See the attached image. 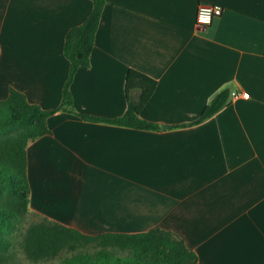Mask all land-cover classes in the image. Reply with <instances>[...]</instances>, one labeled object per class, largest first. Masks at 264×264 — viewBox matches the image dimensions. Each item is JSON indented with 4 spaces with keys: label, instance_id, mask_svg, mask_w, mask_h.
Segmentation results:
<instances>
[{
    "label": "crops",
    "instance_id": "1",
    "mask_svg": "<svg viewBox=\"0 0 264 264\" xmlns=\"http://www.w3.org/2000/svg\"><path fill=\"white\" fill-rule=\"evenodd\" d=\"M224 6L200 27L201 2ZM92 0H0V98L10 87L59 107L67 32ZM157 81L141 115L159 129L88 120L59 109L28 144L32 210L87 234L176 233L198 264H264V0H106L89 67L71 84L83 113L123 115ZM233 97L195 124L221 90ZM162 125H167L165 128Z\"/></svg>",
    "mask_w": 264,
    "mask_h": 264
},
{
    "label": "trees",
    "instance_id": "2",
    "mask_svg": "<svg viewBox=\"0 0 264 264\" xmlns=\"http://www.w3.org/2000/svg\"><path fill=\"white\" fill-rule=\"evenodd\" d=\"M93 9L79 25L66 34L64 54L70 61L69 76L63 87L59 107L44 109L31 103L26 94L10 87L7 98H0V250L10 253L13 240L9 234L22 230L30 210L31 185L28 175V144L50 132L48 118L63 109L88 120L106 121L138 129H159L160 124L141 115L157 87L147 74L130 69L126 88L139 90L137 99L129 100L127 111L118 117L93 116L75 106L71 84L80 67H89L96 34L106 0H92ZM231 91L218 92L205 106L195 124L214 115L228 102ZM21 249L34 264H198V255L183 238L160 227L141 232L107 231L87 234L47 216L31 223L23 235ZM90 248H93L91 250ZM63 255V257H62ZM62 257L60 262L56 259ZM0 264H12L8 259Z\"/></svg>",
    "mask_w": 264,
    "mask_h": 264
},
{
    "label": "rangeland",
    "instance_id": "3",
    "mask_svg": "<svg viewBox=\"0 0 264 264\" xmlns=\"http://www.w3.org/2000/svg\"><path fill=\"white\" fill-rule=\"evenodd\" d=\"M42 214L34 211L31 209L26 216V219L23 223L24 227L22 230H18L16 233L14 234H9V237L13 240V245L11 248L10 253L8 251H2L0 250V262H6V259H8L12 264H34L32 261L28 260L27 257H25L22 249H21V241L23 239V235L25 234V231L27 229V227L36 221H40L42 220ZM91 250H93V248H90ZM63 257V255H62ZM59 257L56 259V262L54 263H58L60 262L61 258ZM43 264V263H40Z\"/></svg>",
    "mask_w": 264,
    "mask_h": 264
},
{
    "label": "built area",
    "instance_id": "4",
    "mask_svg": "<svg viewBox=\"0 0 264 264\" xmlns=\"http://www.w3.org/2000/svg\"><path fill=\"white\" fill-rule=\"evenodd\" d=\"M223 11L224 6L222 4L206 1L201 2L197 9L196 23L200 27H206L210 25L216 17L221 16L223 14ZM231 94L233 97H250V93L246 91L240 92L234 90Z\"/></svg>",
    "mask_w": 264,
    "mask_h": 264
},
{
    "label": "water",
    "instance_id": "5",
    "mask_svg": "<svg viewBox=\"0 0 264 264\" xmlns=\"http://www.w3.org/2000/svg\"><path fill=\"white\" fill-rule=\"evenodd\" d=\"M167 125H162L163 128H165Z\"/></svg>",
    "mask_w": 264,
    "mask_h": 264
}]
</instances>
